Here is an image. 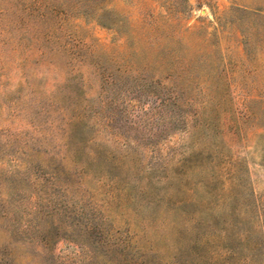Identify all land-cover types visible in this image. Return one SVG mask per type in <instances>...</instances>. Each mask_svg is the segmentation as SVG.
<instances>
[{
    "label": "rangeland",
    "instance_id": "obj_1",
    "mask_svg": "<svg viewBox=\"0 0 264 264\" xmlns=\"http://www.w3.org/2000/svg\"><path fill=\"white\" fill-rule=\"evenodd\" d=\"M0 264H264V0H0Z\"/></svg>",
    "mask_w": 264,
    "mask_h": 264
}]
</instances>
